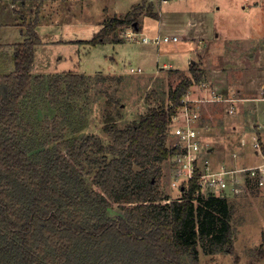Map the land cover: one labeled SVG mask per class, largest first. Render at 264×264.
<instances>
[{
  "label": "trees",
  "instance_id": "16d2710c",
  "mask_svg": "<svg viewBox=\"0 0 264 264\" xmlns=\"http://www.w3.org/2000/svg\"><path fill=\"white\" fill-rule=\"evenodd\" d=\"M47 1L0 0L11 8L32 4L34 11L29 20L20 14L25 37L13 46V70L0 72V264H199V247L232 251L228 201L200 198L197 171L180 196L168 199L159 190L162 163L176 151L167 145L168 125L186 92L206 82L198 62L189 64V75H179L167 105H151L122 127L108 114L106 142L90 133L71 145L29 152L23 111L34 90L55 107L82 97L89 78L74 71L32 74ZM143 13L159 19L153 3L141 0L106 17L90 39L69 42L121 41L123 27L140 31ZM56 123L57 116L45 117L46 127ZM113 205L122 213L111 217L106 210Z\"/></svg>",
  "mask_w": 264,
  "mask_h": 264
},
{
  "label": "rangeland",
  "instance_id": "374dc122",
  "mask_svg": "<svg viewBox=\"0 0 264 264\" xmlns=\"http://www.w3.org/2000/svg\"><path fill=\"white\" fill-rule=\"evenodd\" d=\"M150 1L159 19L143 13L136 40L122 38L96 45L69 41L90 39L106 17L124 14L130 10L131 2L141 1L50 0L46 3L36 27L41 43L35 46L32 74L74 71L89 78L82 97L63 99L55 107L35 97L34 90L23 111L27 127L23 141L29 152L53 150L60 143L71 145L90 133L106 142L109 140L104 131L107 115L113 116L117 126L122 127L151 105H167V96L179 75H189L187 62L192 55L195 61L201 60L205 83L211 89L222 96L226 92L227 97L246 99L238 102V106L236 103L238 108L231 115L225 113L226 107L221 103L200 106L203 118L198 135L202 154L210 160L212 169H239L264 162V99L259 98L264 90V0L258 4L248 0L244 9V0ZM8 3H0L1 73L13 70V46L25 37L20 14L27 20L34 16L29 7L32 4L16 3L11 8ZM105 6L109 8L107 11ZM197 30L207 35L200 37ZM164 36H176L177 40L163 41ZM143 38L148 41L144 42ZM209 44L219 47L212 53L203 52L209 49ZM197 52L200 57L195 56ZM192 89L195 92L191 97L209 95L202 84H194ZM47 116H57L53 127L45 126ZM234 132L233 137L228 136ZM255 140L260 146L258 152L253 148ZM176 141L175 136L168 134V146L173 147ZM225 155L226 159L220 161V156ZM87 168L84 161V171ZM170 172L168 157L162 163L159 185L161 194L168 199L181 195L180 188L171 186ZM247 182L248 190L225 197L231 208L232 251L205 253L199 247V264H264V183L256 185L250 179ZM198 195L216 196L206 192ZM106 213L113 217L122 210L113 205Z\"/></svg>",
  "mask_w": 264,
  "mask_h": 264
},
{
  "label": "built area",
  "instance_id": "2783aa9c",
  "mask_svg": "<svg viewBox=\"0 0 264 264\" xmlns=\"http://www.w3.org/2000/svg\"><path fill=\"white\" fill-rule=\"evenodd\" d=\"M135 34L136 32L131 26H125L119 31V35L127 40H136ZM162 40L175 41L177 37L164 36ZM143 41L148 40L143 38ZM155 41H159V38H156ZM137 70L140 71L139 68ZM130 71H134V69L130 68ZM200 84L206 87L209 95L201 98L191 97L190 94H193L195 90L190 88L182 98L180 110H177L170 121L171 125L168 126L169 134L177 138L176 143H173L176 151L169 157L171 186L181 188L183 183H187L194 175L195 171L198 172L197 195L206 192L220 197L236 196L248 190V179L256 185H262L264 183V162L239 169L221 167L219 170H214L210 160L202 154L198 135V127H201L200 120L202 119L200 106L205 103L226 102L229 104L227 112L233 114L236 111L235 101L238 99L223 97L215 89H211L212 87L208 83ZM260 94L259 98L264 99V90ZM253 148L255 152L260 151L257 140L253 142Z\"/></svg>",
  "mask_w": 264,
  "mask_h": 264
},
{
  "label": "crops",
  "instance_id": "0c3cea01",
  "mask_svg": "<svg viewBox=\"0 0 264 264\" xmlns=\"http://www.w3.org/2000/svg\"><path fill=\"white\" fill-rule=\"evenodd\" d=\"M50 1V0H49ZM49 1H47L46 3H48ZM133 1V0H132ZM135 1V0H134ZM141 1V0H140ZM164 1V0H163ZM246 1H248V0H244V1H242L243 2V4H246V5H242V9H244L246 6H248L247 5V3H246ZM258 1L259 2H261V0H255L254 1V3L255 4H258ZM43 4L42 5V7H41V9H40V12H41V10H42V12H43V7L44 6H46L47 4ZM134 4H138V2L137 3H134ZM133 4V2H131V4L129 5V9H131V7L134 5ZM242 4V3H241ZM113 5H114V3H110V6H111V8H113ZM237 8H238V5H236L235 6V9H236V11H237ZM109 8H108V6H105L104 7V10H108ZM239 9H241V8H239ZM128 11V10H127ZM114 13H115V11H113ZM213 26H214V24H213ZM196 33L200 36V37H202V36H206L207 35V32L206 33H201L200 31H196ZM216 35L217 34H215V36L214 37H216ZM250 38V37H249ZM252 39V38H251ZM230 40V39H229ZM202 43H204L203 41H201ZM204 45V44H203ZM210 46H209V49L207 48V49H205V51H203V52H208V53H212V52H215L216 50H217V48L219 47V46H217V45H215V44H209ZM197 49V48H196ZM200 52H197L196 54H195V56H197V57H200ZM34 62H35V59H34ZM191 62H198V63H200V67L201 68H203L202 67V63H201V60H198V61H195L194 60V58L192 57V55H191V57H189V60H188V68H189V64L191 63ZM166 65L164 64L162 67H165ZM168 67H170V66H168ZM204 70V69H203ZM205 71V70H204ZM208 80H210L209 79V77H208ZM192 88V87H191ZM194 90V89H193ZM225 94H224V96L223 97H227L226 96V92H224ZM234 97V96H233ZM227 98H232V97H227ZM236 99H238V100H236L235 101V107H236V103H237V106H238V102H242V101H244V100H246V99H242V98H239V97H235ZM222 105H224L225 107H226V110H225V113L226 114H228V115H231V114H229L228 112H227V109H228V106H229V104L228 103H226V102H222L221 103ZM238 107H236V109H237ZM203 118V117H202ZM257 125V124H256ZM236 130H237V128H236ZM236 132H234V133H230L228 136L229 137H233V134H235ZM236 136H237V134H236ZM239 141V138L237 137V139H236V141ZM236 147H237V145H236ZM239 148H241L240 146H239ZM237 149V148H236ZM238 152V151H237ZM222 156H224V155H222ZM222 156H220V158H219V160L220 161H222V160H225L226 159V157H227V155H225V157H222ZM243 158H246L245 156L243 157ZM243 158L241 159V161H243ZM247 158H248V154H247ZM221 163V162H220ZM224 163V162H223Z\"/></svg>",
  "mask_w": 264,
  "mask_h": 264
}]
</instances>
